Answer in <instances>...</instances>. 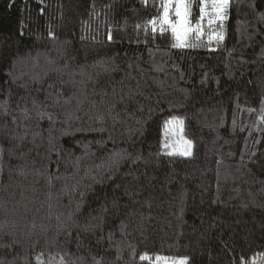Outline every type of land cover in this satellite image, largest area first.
Returning <instances> with one entry per match:
<instances>
[{"label":"trees","instance_id":"1","mask_svg":"<svg viewBox=\"0 0 264 264\" xmlns=\"http://www.w3.org/2000/svg\"><path fill=\"white\" fill-rule=\"evenodd\" d=\"M161 3L0 0V264L264 253V0L185 48L151 31ZM173 117L189 157L162 148Z\"/></svg>","mask_w":264,"mask_h":264},{"label":"snow or ice","instance_id":"2","mask_svg":"<svg viewBox=\"0 0 264 264\" xmlns=\"http://www.w3.org/2000/svg\"><path fill=\"white\" fill-rule=\"evenodd\" d=\"M229 0H201L199 6V19L195 24L192 23L191 0H162L161 8L163 9L162 15L159 19H153L148 23L151 25V31L161 33L171 31L175 39L173 47L185 48L193 46L189 42V38L195 35L199 39L203 34L202 22L207 18L209 25L215 24L217 21L222 22L226 18ZM211 8V12H209ZM170 11L176 17L175 20L170 18ZM159 25V28L157 27ZM217 40H222L223 34H216ZM50 118V117H49ZM184 121L173 117L166 120L161 129L162 135V148L167 149L169 156H182L189 157L192 155V141L184 136ZM141 260H147V254L140 257ZM257 259L264 261V253L257 254V258L253 259L251 264H257ZM155 264H187V258L175 260L168 257L156 256ZM240 264H247L244 257L240 258Z\"/></svg>","mask_w":264,"mask_h":264},{"label":"rangeland","instance_id":"3","mask_svg":"<svg viewBox=\"0 0 264 264\" xmlns=\"http://www.w3.org/2000/svg\"><path fill=\"white\" fill-rule=\"evenodd\" d=\"M173 3H175V0H173ZM211 12V11H210ZM171 16L174 18V20L176 19V17L174 16V14L170 11V18ZM219 21H217L215 24L213 25H209L207 23V18H205V20L202 22V27H203V34L200 36V38H204V39H214L216 38V34L217 32L214 31V27L216 26V24L218 23ZM192 37L196 38L195 35H193ZM191 38V37H190ZM149 259H147L148 261L150 262H155V258L156 256H148ZM175 260H180V259H175Z\"/></svg>","mask_w":264,"mask_h":264}]
</instances>
